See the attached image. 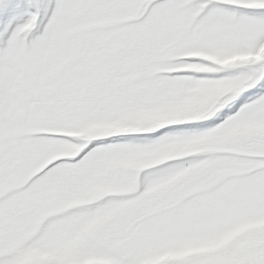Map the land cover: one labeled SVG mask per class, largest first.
<instances>
[{
	"label": "snow or ice",
	"instance_id": "snow-or-ice-1",
	"mask_svg": "<svg viewBox=\"0 0 264 264\" xmlns=\"http://www.w3.org/2000/svg\"><path fill=\"white\" fill-rule=\"evenodd\" d=\"M0 264H264V0H0Z\"/></svg>",
	"mask_w": 264,
	"mask_h": 264
}]
</instances>
